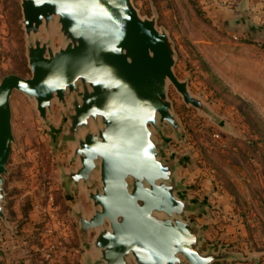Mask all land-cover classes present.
<instances>
[{
	"label": "water",
	"instance_id": "1",
	"mask_svg": "<svg viewBox=\"0 0 264 264\" xmlns=\"http://www.w3.org/2000/svg\"><path fill=\"white\" fill-rule=\"evenodd\" d=\"M32 74L8 73L0 80V219L15 135L14 90L36 102L52 124L53 103H61L66 127L54 130L56 144L74 143L76 168L62 171L69 197L85 189L89 213L73 205L82 242L95 234L83 264H224L255 258L207 242L192 214L210 217V196L191 193L178 176L182 158L171 148L182 123L169 97L171 82L188 105L213 115L204 99L176 73V49L157 15L144 16L133 0H21ZM234 21L250 23L251 0H238ZM233 22V21H232ZM56 23L64 44L40 36ZM256 26V25H255ZM160 133V137L157 135ZM95 251V254L91 252ZM1 251V248H0ZM258 261V260H256Z\"/></svg>",
	"mask_w": 264,
	"mask_h": 264
},
{
	"label": "rangeland",
	"instance_id": "2",
	"mask_svg": "<svg viewBox=\"0 0 264 264\" xmlns=\"http://www.w3.org/2000/svg\"><path fill=\"white\" fill-rule=\"evenodd\" d=\"M133 1L142 15L156 14L158 26L168 30L176 49V73L189 80L193 93L213 111L210 115L188 105L170 82L182 135L165 128L172 138L167 154L182 158L178 176L191 192L210 196L211 226H240L230 239L225 227L226 248L245 256L252 250L256 257L235 261L264 264V40L245 30L264 23L250 27L217 19L199 0ZM22 20L21 0H0V80L8 73L32 74ZM57 29L56 23L50 30L43 27L40 36L51 35L59 47L64 39ZM11 105L15 142L5 181L8 223L0 219L1 251L10 247L17 264H83L95 231L89 242H82L73 205L81 202L87 213L93 205L84 188L69 197L62 183V171L78 165L71 158L74 143L58 145L53 137L55 128L66 127L64 106L54 101L49 113L53 122L47 124L26 93L14 90Z\"/></svg>",
	"mask_w": 264,
	"mask_h": 264
},
{
	"label": "crops",
	"instance_id": "3",
	"mask_svg": "<svg viewBox=\"0 0 264 264\" xmlns=\"http://www.w3.org/2000/svg\"><path fill=\"white\" fill-rule=\"evenodd\" d=\"M209 1L210 0H203V2L205 3L204 8H206L210 14L217 17V19L226 18L231 22L236 19V17H237L236 15L239 13L237 8H234V9H227L225 7L221 8V7L216 6L215 4L213 5V4L209 3ZM251 8H252V11H251L252 19H254L255 22H259V24L261 25V23H262L261 19L264 17V0H251ZM245 30L248 34L256 36V37H254V39H257V40L263 39L264 40V24L261 25V27H259V29L251 28L249 30L246 28ZM191 193L194 195L198 194V196H200V197L203 196L202 193L197 191V190H195L194 192H191ZM196 218H197V221L199 223H202V222H209L210 223L211 221H214V219L213 220L207 219L206 217H201V216H197ZM232 224L233 223L220 222L219 224H216L215 226L209 225L207 228L204 229V235L206 237L207 242H213L216 240H221L222 242H224L223 241L224 238H222V237L224 236L225 227L229 228V233H226V239H230V237L233 238L235 235H238V233L240 232V230H239L240 226H236V225H232ZM217 226L219 227L218 235L216 232ZM220 229H222V230L220 231ZM8 250H9L8 252H6L7 250H3L0 252V259L2 257H4L5 254L9 253L11 248L9 247ZM10 255H11V253H9V255L6 257L7 259L3 262V264H17V263H13L14 260H12V257ZM224 264H255V263H252V262L244 263L241 261H225Z\"/></svg>",
	"mask_w": 264,
	"mask_h": 264
},
{
	"label": "built area",
	"instance_id": "4",
	"mask_svg": "<svg viewBox=\"0 0 264 264\" xmlns=\"http://www.w3.org/2000/svg\"><path fill=\"white\" fill-rule=\"evenodd\" d=\"M202 1L201 3L203 4L204 7V2L203 0H199V2ZM238 0H210L209 3L211 4H215L216 6H221V7H225L227 9H234L236 8ZM262 23H264V17L261 19ZM237 37V36H236ZM219 133H215L216 137H219ZM50 254H48L49 256Z\"/></svg>",
	"mask_w": 264,
	"mask_h": 264
}]
</instances>
